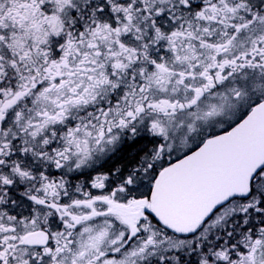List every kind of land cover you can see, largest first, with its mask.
Segmentation results:
<instances>
[{"label": "snow or ice", "instance_id": "1", "mask_svg": "<svg viewBox=\"0 0 264 264\" xmlns=\"http://www.w3.org/2000/svg\"><path fill=\"white\" fill-rule=\"evenodd\" d=\"M0 264H264V0H0Z\"/></svg>", "mask_w": 264, "mask_h": 264}]
</instances>
